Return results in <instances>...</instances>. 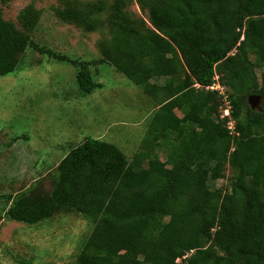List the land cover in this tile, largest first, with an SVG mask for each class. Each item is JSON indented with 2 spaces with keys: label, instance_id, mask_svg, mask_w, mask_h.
I'll return each mask as SVG.
<instances>
[{
  "label": "trees",
  "instance_id": "16d2710c",
  "mask_svg": "<svg viewBox=\"0 0 264 264\" xmlns=\"http://www.w3.org/2000/svg\"><path fill=\"white\" fill-rule=\"evenodd\" d=\"M58 1L65 23L108 28L95 63L113 65L158 111L132 160L88 138L62 160L51 193L20 195L5 216L37 224L63 210L83 215L93 229L74 264H264V0ZM134 1L151 27L128 11ZM41 16L22 9L21 30L0 11V76L32 49L78 64L83 93L101 88L89 62L33 41ZM215 83L239 135L221 118L223 96L206 90ZM250 95L262 97L259 109ZM228 165L229 188L213 187Z\"/></svg>",
  "mask_w": 264,
  "mask_h": 264
},
{
  "label": "rangeland",
  "instance_id": "374dc122",
  "mask_svg": "<svg viewBox=\"0 0 264 264\" xmlns=\"http://www.w3.org/2000/svg\"><path fill=\"white\" fill-rule=\"evenodd\" d=\"M29 5L42 12L33 41L77 62H89L101 88L83 93L78 64L32 49L21 55L15 72L0 76V264H74L93 229L87 218L71 209L27 224L9 219L6 211L20 195L51 193L62 160L88 138L111 143L132 160L142 148L158 104L113 65L95 63L102 58L99 42L107 36L102 33L108 32L106 26L86 32L65 23L55 13L58 0L0 2V11L22 30L18 17ZM128 11L151 27L149 13L138 3L134 1ZM250 59L255 60L254 54ZM256 71L260 75V69ZM261 103L262 99L258 109ZM159 155L166 160L164 151ZM224 174L211 185L229 188V165Z\"/></svg>",
  "mask_w": 264,
  "mask_h": 264
},
{
  "label": "built area",
  "instance_id": "2783aa9c",
  "mask_svg": "<svg viewBox=\"0 0 264 264\" xmlns=\"http://www.w3.org/2000/svg\"><path fill=\"white\" fill-rule=\"evenodd\" d=\"M195 87L196 88H200V85L196 84ZM206 90H208V91H218L223 96V99H224V102H225V106H224V108H222L221 118L222 119H225V118L230 119L228 121V124H227L228 129L230 130L232 135H239L235 131V122H234V120L231 119V104H230V101L228 100V96H227V94L225 92V89L221 85H219L218 83H215V84H213L211 86H207Z\"/></svg>",
  "mask_w": 264,
  "mask_h": 264
},
{
  "label": "water",
  "instance_id": "95a60500",
  "mask_svg": "<svg viewBox=\"0 0 264 264\" xmlns=\"http://www.w3.org/2000/svg\"><path fill=\"white\" fill-rule=\"evenodd\" d=\"M261 99H262V97L259 95H250L249 99H248V103H249L250 107L254 110V109L258 108L256 106L259 105V102Z\"/></svg>",
  "mask_w": 264,
  "mask_h": 264
}]
</instances>
